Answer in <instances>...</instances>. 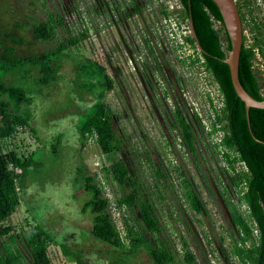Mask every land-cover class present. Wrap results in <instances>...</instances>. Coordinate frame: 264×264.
Returning <instances> with one entry per match:
<instances>
[{
	"label": "rangeland",
	"instance_id": "1",
	"mask_svg": "<svg viewBox=\"0 0 264 264\" xmlns=\"http://www.w3.org/2000/svg\"><path fill=\"white\" fill-rule=\"evenodd\" d=\"M163 1L0 0V33L11 32L21 38L22 44L14 46L17 53L37 54L68 35H86L64 52L53 87L33 96L27 104L31 116L28 123L23 122L18 109L12 132L0 138V153L13 150L25 157L40 149L35 154L37 167L29 168L24 187L18 191V206L1 225L10 226V233L34 223L49 229L54 235L48 247L51 264H76L61 254V243L80 250L84 264H152L142 249L126 259L93 238L89 234L91 215L81 210L88 196L75 186L77 167L101 186L120 235H124L127 224L142 239L152 242L138 220L137 206L116 203L128 191L108 171L118 161L126 166L141 198H148L153 205L159 226L156 237L171 248L174 264H185L182 243L197 264H239L227 256L234 239L227 203L236 204V200L228 185L223 148L215 146L216 133L221 132L212 131L211 126L207 131L205 126L211 112L208 97L215 93V84L202 68L179 61L168 46L158 28ZM254 5V15L264 23V0H254ZM45 20H51L54 26L52 38L34 40L31 24ZM243 32L247 45L250 35L247 30ZM84 58L102 64L114 82L103 97L114 114L111 127L118 146L108 154H103L93 139L82 146L78 143L75 124L94 99L74 89V65ZM253 66L264 95V64L256 56ZM14 84L32 95L30 79L19 78ZM176 105L193 123L194 154L184 146L172 118ZM57 133L61 137L54 156L49 143ZM182 177L192 184L205 215L188 207L182 196ZM237 207L244 213L243 205ZM3 239L0 235V242ZM17 244L25 260L30 261L26 249Z\"/></svg>",
	"mask_w": 264,
	"mask_h": 264
},
{
	"label": "trees",
	"instance_id": "2",
	"mask_svg": "<svg viewBox=\"0 0 264 264\" xmlns=\"http://www.w3.org/2000/svg\"><path fill=\"white\" fill-rule=\"evenodd\" d=\"M178 1L181 5L182 17L191 21L203 58L204 70L217 84L222 96L223 106L221 112L215 115L211 130L213 131L216 128L215 124H218V129L223 132L220 140L224 148L222 156L231 170L227 176L228 185L236 200V204L227 203L234 229V239L230 242L227 256L236 259L239 264H264V109L249 107L246 116L244 104L232 88L228 66L223 61L229 50V39L214 3L211 0ZM234 1L242 36L237 61V80L249 96L261 100L264 95L260 92L259 77L253 62L257 56L264 64V23L254 15V0ZM53 28L51 20L37 21L31 24L32 38L48 41L52 38ZM244 30L250 35V43L247 45L244 42ZM0 34H2L0 36V138H5L12 132L18 109L23 114V122L28 123L31 116L27 104L33 96L41 95L42 91L53 87L58 78L59 61L64 52L83 40L86 35L82 32L77 36L68 35L64 40L57 41L50 49L37 54L22 55L17 53L14 47L22 44L19 36L5 31ZM23 77L31 81L29 85L31 96L14 84L15 80ZM73 84L78 93L94 96L92 102L79 114L75 124L79 145L82 146L88 139H93L103 154L117 150L116 138L111 127L114 114L103 101L104 94L113 88V79L102 64L84 58L74 65ZM171 115L175 120L181 141L186 149L194 154L193 123L187 120L186 114L182 113L177 105L174 106ZM60 137V133H57L49 143L50 152L54 156ZM39 150H34L25 157L18 156L13 150L0 153V235L4 237L0 242V264H51L48 247L54 240V235L49 229L34 223L19 232L10 233V226L1 225L18 206L20 202L18 191L24 187V179L29 173V168L37 167L35 154ZM230 152L233 154L232 157ZM235 160L243 162L245 172H233ZM108 171L119 186L128 189L123 197L117 198L116 203L129 208L137 206L138 220L153 240L147 242L142 239L133 227L127 224L124 235L121 236L108 211V199L103 195L101 186L94 183L91 176L81 174L80 167H77L74 183L78 190H82L88 196L81 210H87L91 215L89 234L112 247L117 255L119 254L118 257L123 256L127 259L132 253L142 249L149 256L152 264H174L171 248L156 237L159 226L154 207L148 198H141L139 189L126 166L119 161L114 162L108 167ZM180 184L182 196L188 207L195 213L205 215V207L192 184L184 177L180 179ZM242 205L244 213L237 207ZM17 243L26 249L30 261L25 260ZM181 247L183 263L197 264L185 243H182ZM59 248L68 261L84 264L79 256L80 250L69 248L62 243L59 244Z\"/></svg>",
	"mask_w": 264,
	"mask_h": 264
},
{
	"label": "built area",
	"instance_id": "3",
	"mask_svg": "<svg viewBox=\"0 0 264 264\" xmlns=\"http://www.w3.org/2000/svg\"><path fill=\"white\" fill-rule=\"evenodd\" d=\"M161 21L158 24V28L160 31H163L164 37L166 38V42L168 46L173 50L175 57L184 63V65L190 67V66H196L202 68V71L204 73H207L204 70V67L202 65L203 58L200 55V50L196 46L189 27V22L187 18L182 17L181 15V5L178 0H164L161 4ZM218 26V24H216ZM209 75V74H208ZM210 76V75H209ZM211 78V76H210ZM212 80V78H211ZM213 81V80H212ZM214 82V81H213ZM215 84V93H210L207 103V107L210 112V117L207 116L208 122L214 121L215 115L221 112V108L223 106L222 103V96L220 94L219 88L217 84ZM208 90V89H207ZM213 102H216V106ZM206 122L207 131H209V126H211V123ZM204 126V125H203ZM215 129L218 130L220 133H216L215 136V143L218 145V147L222 146L220 144V140L222 137L223 132L218 129L219 125L215 124ZM223 148V147H222ZM224 150V148L222 149ZM231 153V152H230ZM233 154H230V157H232ZM227 171L231 173V170L229 167H227ZM246 168L243 162L235 160L233 163V172H245Z\"/></svg>",
	"mask_w": 264,
	"mask_h": 264
},
{
	"label": "water",
	"instance_id": "4",
	"mask_svg": "<svg viewBox=\"0 0 264 264\" xmlns=\"http://www.w3.org/2000/svg\"><path fill=\"white\" fill-rule=\"evenodd\" d=\"M214 5L217 7L222 22L226 31V34L229 39V50L226 54V57L223 59L224 63L228 66L230 82L236 96L243 102L245 114L247 116V110L249 107L264 109V98L261 100H256L249 96L245 90L240 86L237 80V61L241 45V24L237 8L234 0H211ZM189 27L191 31L192 38L200 50L191 21L188 20Z\"/></svg>",
	"mask_w": 264,
	"mask_h": 264
}]
</instances>
